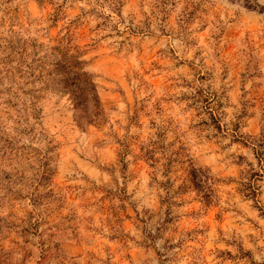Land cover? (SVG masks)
I'll list each match as a JSON object with an SVG mask.
<instances>
[{
    "label": "clouds",
    "instance_id": "9594fccd",
    "mask_svg": "<svg viewBox=\"0 0 264 264\" xmlns=\"http://www.w3.org/2000/svg\"><path fill=\"white\" fill-rule=\"evenodd\" d=\"M0 264H264V0H0Z\"/></svg>",
    "mask_w": 264,
    "mask_h": 264
}]
</instances>
